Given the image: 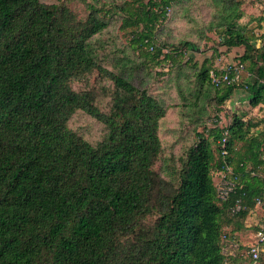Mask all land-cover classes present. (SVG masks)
<instances>
[{"label": "trees", "instance_id": "16d2710c", "mask_svg": "<svg viewBox=\"0 0 264 264\" xmlns=\"http://www.w3.org/2000/svg\"><path fill=\"white\" fill-rule=\"evenodd\" d=\"M241 4L214 0V21L198 31L200 38L215 32L221 46L245 47L239 62L248 74L220 87L211 69L189 56L197 41H161L178 3L170 17L165 9L172 0L121 7L128 13L124 24L138 28L132 45L150 67L198 70L199 87L183 103L198 124L196 138L175 183L154 169L168 109L100 63L92 38L108 23L99 10L88 4L81 19L62 1L0 0V264H251V246L238 259L222 237L242 229L257 197L264 198V130L255 131L264 118L253 122L234 113L225 124L221 116L237 88L253 106L264 103V44L257 47V37L239 23ZM95 70L113 83L108 111L92 89L73 86ZM77 110L106 125L97 144L70 128ZM217 171L236 178L226 200L218 197ZM238 199L243 208L233 213ZM151 215L157 217L147 225Z\"/></svg>", "mask_w": 264, "mask_h": 264}, {"label": "rangeland", "instance_id": "374dc122", "mask_svg": "<svg viewBox=\"0 0 264 264\" xmlns=\"http://www.w3.org/2000/svg\"><path fill=\"white\" fill-rule=\"evenodd\" d=\"M41 1L45 3L62 1L75 11L81 19H86L90 13L88 4L94 5L99 10V16L108 23L101 33L92 38L94 51L98 53L100 63L107 69L130 77L137 87L147 89L149 93L161 99L168 109L167 116L162 120L160 128L163 149L154 164V169L164 179H172L176 183L177 173L181 166L180 159L186 154L196 138L194 128L198 124L186 117L185 111L187 110L183 103L184 94L187 95L190 93V89L199 87L198 70L192 64L188 66L177 65L173 69H169L165 64H163L164 68L161 65L158 67L148 65L150 64L148 59H145L140 51L132 45V31L138 28L126 26L123 21L128 13L121 7L127 3H132L134 0ZM135 6L137 7L138 4L136 3ZM216 11L214 0H187L178 4L173 13V22L164 27L160 34L161 41L180 43L194 38L198 39L195 43L199 45L200 40H202L200 38L201 33H204L210 22L214 21L213 17ZM198 31L202 32L198 34ZM73 86L78 91L92 89L96 94L95 99L98 106L104 111L109 110L111 105L110 89L113 88L110 79L103 77L95 70L81 80H74ZM209 91L214 92L212 88ZM69 126L94 145L101 141L107 133V127L104 123L82 110H77L73 114L69 120ZM156 217V215L149 216L146 219L147 225L154 224ZM227 232L230 235L229 229ZM248 234L254 236L247 240L243 234L244 241H248L244 250L255 242L254 228L248 230ZM226 245L230 247L228 249L230 251L234 246L231 238L226 240Z\"/></svg>", "mask_w": 264, "mask_h": 264}, {"label": "crops", "instance_id": "0c3cea01", "mask_svg": "<svg viewBox=\"0 0 264 264\" xmlns=\"http://www.w3.org/2000/svg\"><path fill=\"white\" fill-rule=\"evenodd\" d=\"M240 8L242 17L239 19V23L247 28L249 34L257 37L255 40L257 47L262 46L264 44V0H242ZM206 35L200 40L201 43L197 45V49L189 52V56L198 61L199 67L210 68L211 71H220L227 65L240 61V56L243 55L245 51L244 46H236L232 48L221 46L219 45V38L215 32L207 31ZM192 40L197 41L198 39L192 38ZM247 74L248 73L245 70L244 76ZM223 108L224 111L221 113V116L223 117V122L225 124L231 122V117L234 113L243 115L245 120H252L253 122H260V120L264 118V103L259 104L258 106H253L248 93L242 88H237L233 92L230 98L224 103ZM262 130H264V122H260L259 126L255 129L257 132ZM222 177L223 174L221 172H215V184H217ZM263 219L264 208L258 206L255 207L247 216L245 226L240 230H235L230 233V238L231 241H233L234 246L230 251H228L230 247L227 246V253L240 259V256L243 253L242 247H245L248 242L244 241V237L248 240L251 236H254L253 234L249 236L248 230L251 228L256 230V224Z\"/></svg>", "mask_w": 264, "mask_h": 264}, {"label": "built area", "instance_id": "2783aa9c", "mask_svg": "<svg viewBox=\"0 0 264 264\" xmlns=\"http://www.w3.org/2000/svg\"><path fill=\"white\" fill-rule=\"evenodd\" d=\"M184 1V0H172V5L167 6L165 11L167 16H171L174 5L175 3L179 4V2ZM244 64L241 62H236L227 65L224 69L220 70V72L216 71H211L210 72V77L212 83L220 87L223 84H238L241 83L243 73H244ZM226 139H223L222 143L224 145ZM223 154H227V150H223ZM226 173L232 175L233 171L231 166L227 165L226 166ZM236 186V178L234 177H229V176H224L221 178V180L216 184L217 187V193L218 197L221 200H226L229 195L234 191ZM262 207L264 208V198L263 197H257L256 199V207ZM243 208L241 199H238L236 205L234 206L233 213H236L240 211ZM252 210H250V213ZM256 230H255V242L254 244L250 247L248 250V253L251 257V264H258L259 259L261 256V253L264 251V219L260 220L256 224ZM223 240L226 241L228 237L226 235H223Z\"/></svg>", "mask_w": 264, "mask_h": 264}]
</instances>
